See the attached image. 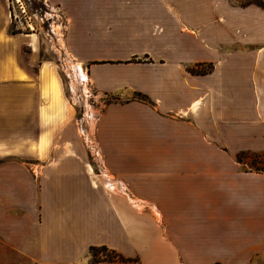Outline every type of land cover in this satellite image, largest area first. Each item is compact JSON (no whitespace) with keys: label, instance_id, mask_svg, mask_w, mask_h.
Wrapping results in <instances>:
<instances>
[{"label":"crops","instance_id":"1","mask_svg":"<svg viewBox=\"0 0 264 264\" xmlns=\"http://www.w3.org/2000/svg\"><path fill=\"white\" fill-rule=\"evenodd\" d=\"M46 1L102 111L0 0V264H264V7Z\"/></svg>","mask_w":264,"mask_h":264},{"label":"rangeland","instance_id":"2","mask_svg":"<svg viewBox=\"0 0 264 264\" xmlns=\"http://www.w3.org/2000/svg\"><path fill=\"white\" fill-rule=\"evenodd\" d=\"M8 4L12 19L10 31L30 34L33 37L37 44L36 54L40 62L56 68L65 86L66 94L73 98L79 116L90 129L99 117L103 103L91 85L86 89L85 78L75 73L74 61L71 60L64 46L65 18L46 0H8ZM262 158L264 159V156ZM93 252H95L94 259L108 258L107 255L110 254L101 249Z\"/></svg>","mask_w":264,"mask_h":264},{"label":"trees","instance_id":"3","mask_svg":"<svg viewBox=\"0 0 264 264\" xmlns=\"http://www.w3.org/2000/svg\"><path fill=\"white\" fill-rule=\"evenodd\" d=\"M251 3L264 7L263 0H246V2H243V4H251ZM92 250L96 251L99 249L93 247ZM101 250L108 251L110 253L109 255H107L108 259H124L119 253H116L115 251H110L106 247H101Z\"/></svg>","mask_w":264,"mask_h":264}]
</instances>
